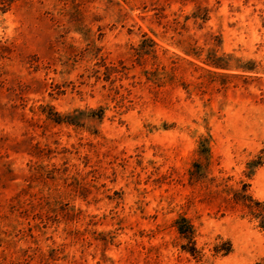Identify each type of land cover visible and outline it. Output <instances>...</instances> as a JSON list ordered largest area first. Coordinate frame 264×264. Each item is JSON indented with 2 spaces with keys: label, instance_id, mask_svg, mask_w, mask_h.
<instances>
[{
  "label": "rangeland",
  "instance_id": "1",
  "mask_svg": "<svg viewBox=\"0 0 264 264\" xmlns=\"http://www.w3.org/2000/svg\"><path fill=\"white\" fill-rule=\"evenodd\" d=\"M0 264H264V0H0Z\"/></svg>",
  "mask_w": 264,
  "mask_h": 264
},
{
  "label": "trees",
  "instance_id": "2",
  "mask_svg": "<svg viewBox=\"0 0 264 264\" xmlns=\"http://www.w3.org/2000/svg\"><path fill=\"white\" fill-rule=\"evenodd\" d=\"M205 149H206V151H208V148H205ZM179 222H180V221H179ZM179 222H178V231H179L180 234H184V233H183L184 231H182L183 228L181 227V225L179 224Z\"/></svg>",
  "mask_w": 264,
  "mask_h": 264
}]
</instances>
